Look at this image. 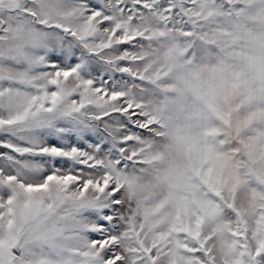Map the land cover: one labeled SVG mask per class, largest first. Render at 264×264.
<instances>
[{
  "label": "snow or ice",
  "instance_id": "1",
  "mask_svg": "<svg viewBox=\"0 0 264 264\" xmlns=\"http://www.w3.org/2000/svg\"><path fill=\"white\" fill-rule=\"evenodd\" d=\"M0 264H264V0H0Z\"/></svg>",
  "mask_w": 264,
  "mask_h": 264
}]
</instances>
